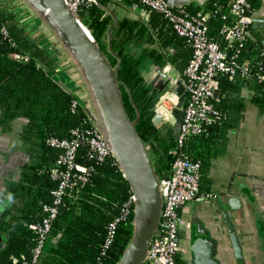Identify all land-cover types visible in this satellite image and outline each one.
I'll return each instance as SVG.
<instances>
[{
  "label": "trees",
  "instance_id": "trees-1",
  "mask_svg": "<svg viewBox=\"0 0 264 264\" xmlns=\"http://www.w3.org/2000/svg\"><path fill=\"white\" fill-rule=\"evenodd\" d=\"M98 1L101 7L96 4L81 6L77 16L110 64L118 68L117 78L125 108L161 178L171 171L174 159L170 152L176 148V139L172 128L154 124L158 93L153 92L146 80L145 62L150 59L162 68L171 63L183 72L192 51L158 16L152 18V27L157 30L152 34L138 20L124 18L114 23L107 9L118 4L111 0ZM249 1L256 10L262 3V0ZM229 2L206 0L202 5L194 3L186 8L194 14L212 13L219 8L226 9ZM221 25L220 16H211L210 36L215 40H221ZM4 27L9 32L7 37L2 33ZM250 36L241 58L251 62L250 76H238L233 80L220 78L221 98L217 105L226 116L225 125L219 131L213 128L207 135L191 138L186 143L184 150L194 161L201 162L203 149L219 139L233 115L238 116L244 108L245 102L240 98L243 89L253 92L252 103L264 112V79H259V76L264 78V56L249 51L254 43ZM10 39L16 43L15 47ZM109 45L117 57L109 52ZM161 50L174 53L165 57ZM58 72L57 60L30 40L14 15L0 10V128L10 131L16 121H25L22 143L28 157L17 183L10 188L9 196L14 203L0 220V264H15L14 260L22 256L30 258L37 237L31 226L43 220L44 206L53 202L52 193L58 184L52 179V172L60 153L48 145V139L69 138L73 129L90 126L81 105L72 109L76 95L57 80ZM86 153L84 147L83 157L78 161L94 167V171L78 192L76 201L64 199V206H60L52 226L53 244L38 264H118L133 239L134 214L118 225L112 244L104 251L109 225L129 200L131 188L114 159L97 164L87 159ZM178 264L186 262L178 261Z\"/></svg>",
  "mask_w": 264,
  "mask_h": 264
},
{
  "label": "built area",
  "instance_id": "built-area-1",
  "mask_svg": "<svg viewBox=\"0 0 264 264\" xmlns=\"http://www.w3.org/2000/svg\"><path fill=\"white\" fill-rule=\"evenodd\" d=\"M66 1L76 15L81 6L97 4L95 0ZM111 1L137 13L152 34L157 33L152 27V18L154 15L158 16L175 35L187 42L192 51L185 69L178 73L187 90V98L182 108L183 119L176 148L170 152L174 159L171 171L159 179L162 197L161 218L144 263L178 264L182 226L180 211L192 202H204L211 198L208 194L200 193L201 162L191 159L184 147L191 138L207 135L213 128L219 130L224 127L226 116L217 105L221 98L219 80L222 77L233 80L238 76H250L251 62L241 58L249 40L256 9L249 0H230L226 9L219 8L212 13L196 14L186 7H169L164 0H133L131 3H126L125 0ZM214 15L220 16L222 20L219 29L221 40H215L210 36L209 20ZM2 33L6 37L9 36L5 27ZM10 41L12 47H15L16 43L11 39ZM161 51L165 57L174 53L173 50ZM259 79L264 78L259 76ZM217 93L220 94L219 98L216 97ZM158 97L154 108L155 116L160 114L163 117L158 126L165 125L174 130L176 120L173 110L178 104V97L171 88ZM78 106L79 101L74 100L72 109L75 110ZM88 120L90 126L73 129L69 138L48 139V145L60 153L52 172V179L58 186L52 193L53 202L43 208L45 214L43 220L36 226H31L36 230L37 237L30 258L22 256L14 260L15 264H38L53 244L52 226L59 214L60 206H64L65 198L77 200L78 192L88 183L94 171V167L78 161L83 157L81 151L84 147L87 148L85 155L87 159L97 164L114 159V164L119 166L100 130L89 118ZM135 201L136 198L131 192L129 200L120 208V215L109 225L104 251L112 244L118 225L135 213Z\"/></svg>",
  "mask_w": 264,
  "mask_h": 264
},
{
  "label": "crops",
  "instance_id": "crops-1",
  "mask_svg": "<svg viewBox=\"0 0 264 264\" xmlns=\"http://www.w3.org/2000/svg\"><path fill=\"white\" fill-rule=\"evenodd\" d=\"M0 10L14 15L30 40L57 60L58 75L62 74L63 78L64 74L66 78L62 81L65 88L80 99L89 96L80 62L61 39L53 22L43 17L39 0H0ZM109 10L117 21L130 18L141 22L140 16L126 6H111ZM250 35L254 43L264 38V0L254 13ZM250 48L249 51L261 53ZM108 50L110 52L109 46ZM149 62L146 77L155 68L153 61L149 59ZM171 67L174 69L175 66L172 64ZM68 82L74 87H68ZM252 96V91L242 90L240 98L245 102L244 108L238 116L233 115L220 132L219 139L203 149L200 193L211 198L192 202L180 211L183 249L191 252L190 240L197 232H203L219 264H238L223 210L230 215L240 238L245 264H264V112L252 103ZM25 124L24 120H18L10 131L0 128V220L14 203L9 196L10 188L17 183L22 167L28 162L22 143ZM190 255L186 257L187 264Z\"/></svg>",
  "mask_w": 264,
  "mask_h": 264
},
{
  "label": "water",
  "instance_id": "water-1",
  "mask_svg": "<svg viewBox=\"0 0 264 264\" xmlns=\"http://www.w3.org/2000/svg\"><path fill=\"white\" fill-rule=\"evenodd\" d=\"M96 5L100 6L99 1ZM43 8V17L51 20L61 39L75 54L84 70V78L89 86V100L76 96L87 117L95 125L108 142L115 159L118 161L124 178L128 181L131 192L136 198L133 225V239L118 264H144L153 238L159 228L162 197L157 175L148 151L141 140L135 123L129 117L124 105L120 84L117 78V67L114 68L100 49L98 43L70 9L66 0H39ZM173 8H184L194 3L204 4L206 0H164ZM111 14L112 12L107 9ZM46 11L49 14H45ZM113 16V14H112ZM115 22L117 20L113 16ZM114 24L109 28L111 34ZM258 49L264 56V38L252 44L250 49ZM110 52L113 53L111 45ZM170 66V65H169ZM153 92L162 93L172 88L178 97V104L173 110L176 120L175 139L179 138L180 125L183 119V106L187 98V90L170 66L168 70L155 66L146 77ZM219 98L220 94L217 93ZM93 105V106H90ZM163 117L157 114L154 124L158 126ZM227 229L238 264H245L244 252L240 238L231 222L228 212L223 210ZM2 236L0 233V243ZM193 257L192 264H219L213 257L212 245L203 232H197L190 240Z\"/></svg>",
  "mask_w": 264,
  "mask_h": 264
},
{
  "label": "rangeland",
  "instance_id": "rangeland-1",
  "mask_svg": "<svg viewBox=\"0 0 264 264\" xmlns=\"http://www.w3.org/2000/svg\"><path fill=\"white\" fill-rule=\"evenodd\" d=\"M60 61H61V60H60ZM62 62H63V61H62ZM62 62H60V65H61ZM149 67H150V62H149V60H147V61L145 62V70H144V73H146V71L148 70ZM184 67H185V66H184ZM174 70H175L176 74L178 75V73H179V69L175 66V67H174ZM61 77H62V74H61L60 77H57V80H58L59 82H62L63 79H66L64 74H63V78H61ZM77 82L80 83V80H78ZM68 83H69V82H68ZM70 84H71V83L67 84V86L70 87V88L74 87V85H70ZM83 84H84V83H82V85L80 84V85H81L80 87H82ZM73 89H74V88H73ZM75 89H76V88H75ZM75 89H74V91H75ZM171 90H172V88H171ZM162 93H164V91H163ZM160 94H161V93H158V96H160ZM85 98H87V97L84 95L83 99L85 100ZM158 98H159V97H158ZM161 126L165 127V125H161Z\"/></svg>",
  "mask_w": 264,
  "mask_h": 264
},
{
  "label": "flooded vegetation",
  "instance_id": "flooded-vegetation-1",
  "mask_svg": "<svg viewBox=\"0 0 264 264\" xmlns=\"http://www.w3.org/2000/svg\"><path fill=\"white\" fill-rule=\"evenodd\" d=\"M182 241L183 240L181 239L180 240V255H179L178 261H184V262H186L187 261L186 257L189 256L191 254V252L190 251L188 252V251H186V250L183 249V242ZM191 261H192V256H191V260H190V262L188 264H192ZM186 264H187V262H186Z\"/></svg>",
  "mask_w": 264,
  "mask_h": 264
},
{
  "label": "bare ground",
  "instance_id": "bare-ground-1",
  "mask_svg": "<svg viewBox=\"0 0 264 264\" xmlns=\"http://www.w3.org/2000/svg\"><path fill=\"white\" fill-rule=\"evenodd\" d=\"M45 14H49V12L48 11H46V13Z\"/></svg>",
  "mask_w": 264,
  "mask_h": 264
}]
</instances>
